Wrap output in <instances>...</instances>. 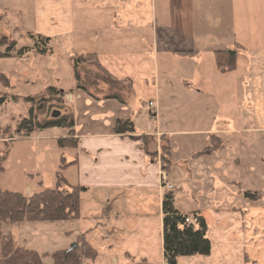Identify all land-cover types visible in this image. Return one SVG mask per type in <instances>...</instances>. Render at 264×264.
I'll list each match as a JSON object with an SVG mask.
<instances>
[{
	"label": "rangeland",
	"instance_id": "374dc122",
	"mask_svg": "<svg viewBox=\"0 0 264 264\" xmlns=\"http://www.w3.org/2000/svg\"><path fill=\"white\" fill-rule=\"evenodd\" d=\"M34 1L0 0V35L9 40L14 39L17 48L31 45L30 32H36ZM199 3L205 5L206 9L201 8L199 12L203 19H196L200 33L197 38L201 48L211 47L214 50L210 63H208L210 56H204L200 71V74L207 79L205 82L210 83V87H201L204 91L201 95L202 101L198 105H192L187 101L182 111L173 109L170 105L162 122L167 129L191 131L204 128L205 119L211 120L216 117L214 124L223 132L213 136L220 139L218 142L221 146L211 152L203 153L206 147L213 146L216 138L208 136L204 143L205 137L199 134L193 136V133H183L184 135L174 136L173 150L176 151L177 146L179 149L182 146L181 151L177 152V158L179 156L180 160L175 162L174 158L171 159V168L165 183L172 186L176 208L183 213L197 208L201 210L207 225L210 226V232L217 233L221 230L218 225L219 219L223 217L235 226L234 231H236L240 222L238 216H234L235 210L233 211L229 206H239L244 198L253 200L251 197L247 198L245 192L256 193L261 200L260 203L264 204V130H262L264 129V82L257 79L259 71L264 73V19H237V17L234 19L233 16V19H220L223 14L215 9L214 5L217 3L224 6L223 0H205ZM255 5L256 3L248 1L250 16L257 18L260 14L257 15ZM224 9L227 16L228 10L226 7ZM236 42L245 46L244 52L238 56L233 70L220 72L214 62L215 51L235 49ZM58 43V41L51 42L52 53L46 55L30 54L22 60L14 55L0 59V72L5 74L9 83H0V98H2L0 99V155H6L4 169L0 172L2 189L29 194L38 192L42 188H54L56 171L61 164L62 155L66 161L67 149H59L52 140L35 138L38 134L63 136L65 130L62 128H52L44 130L45 132L35 131L27 139L14 138L17 123L21 117H27L29 109L36 104L27 98L34 97L37 100L45 97L47 87L57 82L54 79L55 75L60 81L58 87L64 91L68 92L70 87L75 86L70 60L80 57L76 54L68 55L69 53H65V49ZM80 59L77 73L80 83L85 85L87 92L89 90L99 92L101 88L97 85H102L100 83L102 79H106L110 84L113 83L108 85L107 89L116 86L95 64L85 61V58ZM33 70H36L34 71L36 73ZM145 70L144 72L140 68L132 73L137 82H145V78L150 80L148 67ZM184 73L185 71L182 72ZM248 76L250 80L247 82ZM70 96L69 93L66 94L68 103ZM142 97L146 108L149 100L155 102V98L151 95L144 94ZM69 111L66 106L60 108L52 105L49 114L38 117L42 120L55 115L61 116ZM169 113H172V116L179 114L178 127L173 126L174 119H171ZM246 113L249 114V118H246ZM225 129L229 130L224 132ZM190 144L195 148L198 147L201 153L194 161L184 160L187 163H183L182 156L189 153ZM217 161L221 162L219 168L213 166ZM61 172L64 175V170ZM189 173H192V176H189ZM27 188H31L32 191ZM64 189L67 190V187ZM162 190H165V187H162ZM154 195L156 198L157 193L155 192ZM128 196L129 198L121 199L120 205L113 207L112 202L97 203L90 195L81 192L79 219L60 222L25 221L17 224L2 222L0 238L10 236L16 245L44 253L42 263L52 264L50 254L53 251L67 249L76 244L77 252L80 253V242L85 237L86 240H92L90 244L97 250V254L94 260L89 262L81 257V264H130L131 261L119 254V250L104 244L102 237L109 232L103 231L101 227H93L98 221H102L107 228L112 226L116 216V212L112 210L115 209L122 211L120 224L123 228H127L128 238L137 241V244L148 241L149 264H163L162 245L158 232L159 219H161L160 202L146 205L145 201L136 198L135 194L131 193ZM230 198L232 204L229 203ZM96 209L98 211L92 214ZM89 226L94 228L91 237L85 234ZM127 233L123 232L125 235ZM212 240L216 245L215 239ZM121 244L123 248L121 250H129L132 254L142 251V249L130 248L127 240L122 241ZM113 256L117 259L115 263L112 262ZM192 258L193 256L179 257L177 264H192L190 260ZM141 262L142 260H136L131 264Z\"/></svg>",
	"mask_w": 264,
	"mask_h": 264
},
{
	"label": "crops",
	"instance_id": "0c3cea01",
	"mask_svg": "<svg viewBox=\"0 0 264 264\" xmlns=\"http://www.w3.org/2000/svg\"><path fill=\"white\" fill-rule=\"evenodd\" d=\"M199 1L205 0L34 1L35 33L50 37L51 42L58 41L59 46L65 49L68 55L96 54L101 66L97 68L106 73V78L116 85L107 89L108 85L113 83L100 79L103 86L97 85L101 89L96 93L74 89V85L69 88L73 89L69 93V103L73 109L77 144L74 148H66V162H74L64 169V176L69 184L84 187L82 193L90 195L97 203L112 202V206L117 207L123 197L129 198L128 195L132 193L139 200L145 201L146 205L156 201L161 204L163 190L160 176L162 173H168L161 163L162 142L170 144L171 159L174 158L177 162L180 160L179 156L177 158V152L181 151L182 146L180 149L177 146L178 151L176 148V151L173 150L174 136L184 135L183 133H193V136L199 134L205 137L203 142L206 143L208 136L223 132L214 124L216 117L205 119L204 128L191 131L167 129L162 122L170 105L180 111L184 109L187 101L198 105L202 101L201 95L204 91L201 87H210V83L205 82L207 79L200 71L204 56H210V63L214 50L211 47L201 48L197 38L200 33L196 19H203L199 12L201 8L206 9ZM248 1L256 3L255 8L260 17L250 16ZM248 1L223 0L224 6L216 3L214 7L223 14L220 19H264V0ZM224 7L229 12L228 17ZM236 43L245 47L239 42ZM181 51H195V54L184 55ZM147 67L150 80L145 78V82H137L132 73L140 68L145 72ZM262 72L257 74L260 82H264ZM54 79L56 84L49 86L58 87L60 81L56 75ZM249 80L248 76L246 81ZM144 94L155 98V102L148 101L147 108L142 100ZM149 102L153 103V107L149 106ZM169 115L174 119L173 126L178 127L179 114ZM126 118L132 120L133 136L138 138L114 133L116 121ZM246 118H249L248 113ZM59 136L38 134L35 138L52 140L56 144L55 138ZM191 144L188 146L189 153L182 156L183 163H187L184 160L194 161L199 158L200 149ZM220 164L221 162L217 161L213 166L219 168ZM191 174L189 173V176ZM27 189L32 191L31 188ZM231 201L232 198L229 203ZM260 201V198L251 201L244 198L239 206H229L235 210L234 216H238L240 222L236 231L235 226L225 217L219 219L218 226L221 230L217 233L210 232L208 225L210 254L194 255L190 259L192 264H264V204ZM195 210L202 214L198 208ZM96 211L98 209L92 214ZM112 212H116L112 226L107 228L102 221L93 226L109 232L102 237L104 244L119 250V254L131 262L142 260L143 263L149 264L148 241L137 244V241L128 238L127 228L120 224L122 211L114 209ZM123 214L127 216L125 212ZM161 220L162 211L158 232L162 245L161 256L164 260ZM93 227L89 226L85 231L87 236L91 237ZM212 239H215L216 245ZM126 240L130 243V248L142 251L132 254L129 250H121V242ZM86 241L90 244L92 240ZM116 260L113 256L112 262L115 263Z\"/></svg>",
	"mask_w": 264,
	"mask_h": 264
},
{
	"label": "trees",
	"instance_id": "16d2710c",
	"mask_svg": "<svg viewBox=\"0 0 264 264\" xmlns=\"http://www.w3.org/2000/svg\"><path fill=\"white\" fill-rule=\"evenodd\" d=\"M31 45L16 47V41L9 40L0 35V59L10 58L13 55L22 59L30 54L46 55L52 53L51 39L39 33L29 35ZM243 47L236 45L235 49H224L215 51V64L220 72L231 71L236 67L237 58ZM244 51V50H243ZM180 53L194 56L195 51H181ZM77 57L85 58V61L101 67L97 55L94 53L76 54ZM80 58H73L72 69L75 78V88L86 90L80 83L77 73L78 61ZM8 83L5 74L0 72V83ZM73 89L64 91L56 86H48L46 96L40 99L34 97L27 98L36 103L28 111L27 117H21L15 128V139H25L30 137L35 131H43L52 128H62L65 135L56 138V144L59 149L76 147L74 115L71 104L66 100V94L71 93ZM2 99V98H0ZM52 105L63 108L68 107L70 111L64 115L52 116V118L39 119L38 116L49 114ZM114 133L120 135H129L134 137V126L130 118L116 121ZM213 141V146L206 147L203 153L211 152L221 146L219 138ZM214 139H211V141ZM219 146V147H218ZM161 163L165 171L169 172L171 168V147L166 141H163L160 148ZM6 155H0V172L3 171V163ZM74 162V161H73ZM73 162H66L64 156H61V164L56 171V183L54 188H42L38 192L23 194L17 191L0 188V223L6 222L17 224L27 222H60L77 220L80 218V194L84 187L80 185L69 184L62 170L67 168ZM67 187V190L64 189ZM164 187V183H162ZM247 198H259L256 193L245 192ZM257 196V197H256ZM174 192L172 189L163 190L161 211H162V241L164 260L166 264H177L179 257H188L194 255L207 256L211 251V242L207 235L208 225L204 216L194 210L188 213L181 212L174 205ZM188 219V220H187ZM80 253L78 248H67L53 251L50 256L52 264H81V257L87 262L94 260L97 250L85 239L80 242ZM36 250L24 248L14 243L12 237L3 236L0 238V264H43L42 256ZM139 264H145L143 262Z\"/></svg>",
	"mask_w": 264,
	"mask_h": 264
},
{
	"label": "built area",
	"instance_id": "2783aa9c",
	"mask_svg": "<svg viewBox=\"0 0 264 264\" xmlns=\"http://www.w3.org/2000/svg\"><path fill=\"white\" fill-rule=\"evenodd\" d=\"M149 106L150 107H153V103L152 102H149ZM166 177H167V174L166 173H162L160 178H161V182L164 183V187L166 189H172V186L169 185L168 183H165L166 182ZM188 220V219H187ZM166 264V263H165Z\"/></svg>",
	"mask_w": 264,
	"mask_h": 264
},
{
	"label": "water",
	"instance_id": "95a60500",
	"mask_svg": "<svg viewBox=\"0 0 264 264\" xmlns=\"http://www.w3.org/2000/svg\"><path fill=\"white\" fill-rule=\"evenodd\" d=\"M55 114H57V113H55ZM77 245L76 244H73L70 248H74V247H76Z\"/></svg>",
	"mask_w": 264,
	"mask_h": 264
}]
</instances>
